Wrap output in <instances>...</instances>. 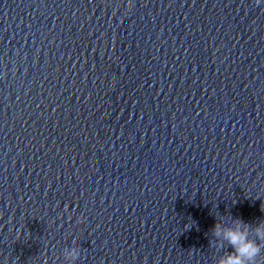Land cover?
<instances>
[{
	"label": "clouds",
	"instance_id": "clouds-1",
	"mask_svg": "<svg viewBox=\"0 0 264 264\" xmlns=\"http://www.w3.org/2000/svg\"><path fill=\"white\" fill-rule=\"evenodd\" d=\"M234 225L223 226L217 222L213 226V235L227 241L232 248V251L226 252L217 264H257L258 258L264 256V222L252 226L243 220H237ZM250 232L254 233V236L250 235ZM69 255L76 259L80 253L72 249Z\"/></svg>",
	"mask_w": 264,
	"mask_h": 264
}]
</instances>
